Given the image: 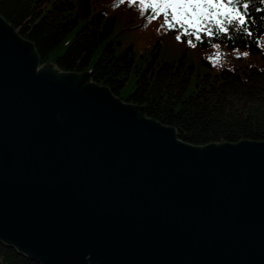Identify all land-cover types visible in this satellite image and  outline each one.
I'll list each match as a JSON object with an SVG mask.
<instances>
[{
    "label": "water",
    "instance_id": "95a60500",
    "mask_svg": "<svg viewBox=\"0 0 264 264\" xmlns=\"http://www.w3.org/2000/svg\"><path fill=\"white\" fill-rule=\"evenodd\" d=\"M0 242L41 264H264V141L186 144L43 69L0 16Z\"/></svg>",
    "mask_w": 264,
    "mask_h": 264
},
{
    "label": "trees",
    "instance_id": "16d2710c",
    "mask_svg": "<svg viewBox=\"0 0 264 264\" xmlns=\"http://www.w3.org/2000/svg\"><path fill=\"white\" fill-rule=\"evenodd\" d=\"M145 14L142 20L138 5L119 0H0V16L33 45L42 66L87 74L182 142L264 141V11L249 9L254 38H204L194 48L177 41L178 31L161 29L162 16L148 23ZM134 19L143 41L130 40ZM0 264L41 263L0 242Z\"/></svg>",
    "mask_w": 264,
    "mask_h": 264
},
{
    "label": "snow or ice",
    "instance_id": "6c2138e0",
    "mask_svg": "<svg viewBox=\"0 0 264 264\" xmlns=\"http://www.w3.org/2000/svg\"><path fill=\"white\" fill-rule=\"evenodd\" d=\"M125 2L129 6L138 5L141 15L149 13L148 23L162 16L161 29L178 31L177 41L181 42L184 37L187 45L193 48L203 43L204 38L231 40L236 34L241 38H254L255 29H250L249 24L255 21L250 20L249 9L264 11V0H119L120 4ZM260 23L264 26V16L260 17ZM248 55L244 52L236 58ZM209 62L215 66L220 57H210Z\"/></svg>",
    "mask_w": 264,
    "mask_h": 264
},
{
    "label": "rangeland",
    "instance_id": "374dc122",
    "mask_svg": "<svg viewBox=\"0 0 264 264\" xmlns=\"http://www.w3.org/2000/svg\"><path fill=\"white\" fill-rule=\"evenodd\" d=\"M147 17H148V16H147ZM144 18H146V14L143 15L142 20H143ZM139 22H140V19H134V20L131 22V24H132L133 26H131V27L129 28V30H132V37L130 38V40H132V41H133V38H134L135 40H138L139 38H141V41H143V39H144V30H143V27L141 26V24H139ZM140 47H141V46H140ZM141 48H142V47H141ZM45 67H46V68H45ZM50 67H54V66H52V65H50V64H47V65H43V66H42L43 69H48V68H50ZM81 75H84V74H81Z\"/></svg>",
    "mask_w": 264,
    "mask_h": 264
}]
</instances>
